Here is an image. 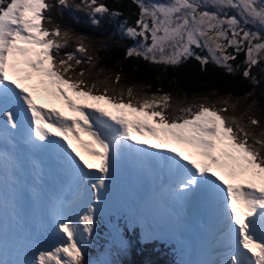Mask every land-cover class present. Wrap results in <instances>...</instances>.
<instances>
[{
    "label": "snow or ice",
    "instance_id": "snow-or-ice-1",
    "mask_svg": "<svg viewBox=\"0 0 264 264\" xmlns=\"http://www.w3.org/2000/svg\"><path fill=\"white\" fill-rule=\"evenodd\" d=\"M58 2L67 6V0ZM133 2L140 10L139 18L125 32L141 42L127 50L128 57L178 65L195 55L194 47L204 48L212 61L231 73L229 62L244 51V77L264 58V35L247 27L264 29L262 0ZM83 3L94 14L109 11L97 5V0ZM51 7L46 0H10L0 6V124L17 128L21 117H26L34 142L52 143L58 138L70 163L94 181L91 188L97 198L107 186L115 153L126 142L147 146L142 149L145 152L148 148L166 150L164 162L178 193L194 194L208 186L224 197L227 231L233 241L227 264H264V140L257 137L250 143L251 133L235 117L221 114L226 108L201 104L195 111L183 108V115L170 119L165 113L170 100L167 94L135 100L128 89L125 101L123 94L111 96L107 89L94 92L95 85L87 86L82 79L67 75L74 67L70 62L81 64L77 53L87 49L81 42L75 52L59 56L70 36L59 27L49 30L44 26L45 20L50 21L44 13ZM229 9L236 14L230 15ZM229 48L234 52L229 53ZM209 56L195 58L205 65ZM38 97L52 104L61 102L67 113L45 108L37 103ZM258 123L251 120L253 125ZM74 141L98 164L87 159ZM93 213L89 208L80 217L81 224L61 221L58 230L66 237L65 243L39 251L35 264H83L82 233H92Z\"/></svg>",
    "mask_w": 264,
    "mask_h": 264
},
{
    "label": "rangeland",
    "instance_id": "rangeland-1",
    "mask_svg": "<svg viewBox=\"0 0 264 264\" xmlns=\"http://www.w3.org/2000/svg\"><path fill=\"white\" fill-rule=\"evenodd\" d=\"M72 1L73 0H67V6H64V5H60L58 0H46V2L51 4L52 6L56 4L60 8L69 7L72 11H74L72 9ZM147 1L149 0H146V2ZM8 2H10V0H5V4L0 5V6H6ZM156 2H167V0H156ZM262 2H264V0H262ZM209 10H214V9H209ZM227 11L229 12L230 15L236 14V10L234 9H229ZM44 14L45 16L50 17V21L49 20L44 21V26L47 27L49 30H53L57 27H59L61 33H64V32L69 33L70 31L74 30L73 28L74 23L70 22L67 25L62 24L60 21H58L53 16L51 9L46 11ZM97 15L99 16V18L105 19V13H99ZM81 17H83L82 14H81ZM74 22H78V21H74ZM93 24L95 25V23ZM129 26L134 27L135 25H126L125 29ZM120 27L123 28L122 26ZM247 27L252 28L253 30H260L262 32V35H264V29L253 28L251 24L247 25ZM134 42H135L134 44H129L128 49L130 47H136L141 42V38L137 37ZM83 45L87 49V52L77 53V57L81 59L83 62L79 65H75L74 61H72L71 63L74 65L73 68L80 69V73L81 71H83L84 73L83 76L79 74L78 78L79 79L82 78V80L85 82V85L87 86L95 85L96 86V88L93 89L94 92L102 93L104 89H107L108 94L111 96H120L121 94H123V99L125 101L129 99L128 89H132L133 97L135 98V100H142L145 97L150 98L153 94H155L156 96H162V94L156 93V91H153L152 88L144 86L143 84L138 83L134 79L129 80L128 77L124 78L126 82L124 81L123 83H119L117 80L113 81L112 79L106 76L109 74V72L103 68V65L101 64V60H99L97 56V50L96 49L93 50L92 48L90 49L86 44H83ZM76 48H77V45L69 46L67 43L65 47L60 49L59 56L64 57L66 53L75 52ZM194 52H195V55L209 56L207 49H204V48L194 47ZM228 52L233 53L234 50L229 48ZM241 52H244V51H241ZM241 52L236 54V59L234 61L229 62L233 68V71L243 72L245 68L247 67V65L245 64L246 55L242 62H240L239 60V54ZM195 55L187 59H182L180 64L186 63L192 59L194 61L195 60L199 61L195 58ZM89 56L92 57L91 61L88 60ZM209 61H212L210 56H209ZM102 62L104 61L102 60ZM160 64H163V63H160ZM99 66H101V68L97 70V67ZM93 68H94V72H93ZM262 69H264V58L260 59L259 63L256 66H253L251 68L249 77L250 78L255 77L254 80L256 82H259L258 74ZM119 77L121 78V74H119ZM81 87H84V85H82ZM256 96L259 97L260 94L256 92H249L246 95L239 96V97H235L233 95L219 94L216 92H208L207 94L199 95V96H189L187 94H175V96L172 97L168 101L169 107L165 109V113L171 119V118H175L177 116L183 115V113L181 112V109L191 107L193 111H195V110H198L201 104H204L205 106H208V107L214 106L216 109L226 108V111L222 112L221 114L227 117H235L236 120L249 132V123H248V118H247L249 114H247L246 116L244 113H241L240 109L244 107L241 105L248 106V105H251V103L253 104L255 102H258V98ZM257 111L261 113V117H262L261 123L264 125V104L262 105V108L258 109ZM251 115L258 116L257 114H254V113ZM134 143H135L134 141L126 142L123 146H121L117 150V152L114 155L113 162H114L115 167L112 168L111 172L114 173L116 176H119L120 178L119 182L115 183L118 186H121V182L123 181V179L128 178L126 162L123 161V158H124L123 156H124L125 150L128 154L130 153L131 148L134 145ZM89 157H90L89 160L92 163L98 164V160L96 158H93L91 156ZM127 159L128 157L126 158V161ZM79 171L80 173L78 174L77 178L82 177L80 178V183H82L81 179H84L85 175L81 174V169ZM87 180L90 181L91 179L88 178ZM83 182L85 184L84 180ZM109 182L111 184H114L110 180V177H108L107 186L106 188H102V189L107 190V191L110 190ZM80 186L81 187H79L78 185V188H76L77 191H80V194L77 195L75 199L79 201V199H82L81 197H83V200L79 202V211L81 215H83L87 213L89 208H93V206L90 205L91 203L89 201H88L87 207L82 206V202L87 197L84 195V192L81 189L82 185ZM69 190L71 194L73 191L70 188ZM164 192L165 191H162L160 194H153V197L156 196V197L164 198L163 197ZM118 193H119V190L112 191L113 195L118 194ZM6 195L10 196L8 192L6 193ZM106 197H107V194L104 193L103 198L105 200H106ZM151 202L154 203L152 207L149 206ZM154 208H156L155 199L152 198L148 201L147 205H145V211H144V221L149 226L152 223L151 222L152 218L150 219L149 217L152 216V211ZM41 210H43V208H41ZM53 210L54 208L53 209L50 208L51 212H53ZM29 211H31V209H29ZM128 212L129 210H122L120 208V203L116 202L114 203L111 209V212L109 210H106L107 218L101 221L99 220L93 225L92 233L87 234L86 241L84 245H82L83 246V264H109L108 248L112 247V250H113L114 248L113 245H116L114 250L121 253L120 257L128 256L130 258H135L138 256V251L137 249L134 248L133 245L137 241L146 247L149 246L148 254L154 253L153 248L151 246H155L156 243L160 242L159 239L157 238L152 239V234L150 232L152 231L151 227L148 228V231L146 227H142V234H141L140 223L134 224L133 222L132 224H128L127 222L128 215L126 216V213ZM13 213L16 214L15 211ZM102 222L104 223V225L102 224ZM0 223H2V221H0ZM113 223L115 224L114 228H113ZM122 228H123V231H122ZM103 229H104V234H107L108 238H105L102 236ZM126 229L128 231H126ZM135 230H138V235L136 234ZM46 231H47V227L45 229L39 230V229L32 227V225H28L26 227H15L12 224L6 223L0 226V264H35L36 257L39 251L50 250L54 248L55 246L59 245V243L55 241L54 239L48 247L45 245V241L41 239V237L43 233H45ZM128 232L131 233V238ZM142 236H143V239H142ZM122 238L127 239L128 243H131V248L130 246H126V244L123 243ZM106 240L109 242L108 246L105 249L103 248L100 255L97 257L102 245L105 244ZM167 241L170 242L171 244L170 253L174 257H177V262L174 261L175 262L174 264H184L183 255H181L180 253H182L183 251H185V249L189 247L188 242L184 240L183 236L177 235V234L170 236L169 239H167ZM195 243L196 242H193L192 244L195 245ZM92 244L94 245V248H90ZM199 248H200V243L195 253H200ZM89 253L90 255H88ZM208 253L211 255V256H207V259L209 260L208 264L210 261L211 262L213 261V264H222V261H223L222 258L219 257L218 255L213 256L212 249H210ZM201 257L199 258V260L201 259ZM203 257L206 258L205 252H203ZM229 258L230 256L224 257V264H227V261L229 260Z\"/></svg>",
    "mask_w": 264,
    "mask_h": 264
},
{
    "label": "trees",
    "instance_id": "trees-1",
    "mask_svg": "<svg viewBox=\"0 0 264 264\" xmlns=\"http://www.w3.org/2000/svg\"><path fill=\"white\" fill-rule=\"evenodd\" d=\"M99 4H103L109 9V11L105 13V19L99 18L97 14H94L93 8L85 5L83 0L72 1V9L75 12L69 7L60 8L56 4L52 6L51 12L58 21L64 25L70 22L74 23V30L68 33L70 36L68 40L69 46H78V44L82 42L90 49H96L97 56L99 60H101L103 68L109 72L106 76L113 81L116 80V76L121 74V78L119 77L118 81L119 83L126 82L124 78L128 77L129 80L134 79L138 83L152 88V90L156 91L158 94L169 95L170 99L174 97L175 94L199 96L207 94L208 92H216L239 97L249 92H256L260 94L259 97L256 96L258 102L251 103V105L248 106L241 105L244 107L240 110L241 113H244L246 116L249 114V116H247L249 133H251L249 142L255 143V138L257 137L264 140V125L261 123V113L257 111L262 108L264 104V69L259 72V82H256L253 78L244 77L241 71L229 73L226 68L217 65L214 61H209L207 64L202 65L201 62L192 59L180 65H164L151 63L150 61L144 60L143 57H128V46L129 44H134L135 40L126 35L125 27L126 25H135L136 20L139 18L140 10L137 4L134 3L133 0H97V5ZM114 12H119L120 15H112ZM81 14L83 17H81ZM94 19L98 21L95 25L93 24ZM244 58L245 53L241 52L239 54L240 62H242ZM102 60L104 62H102ZM100 68L101 66L97 67V70ZM79 74L80 69L72 68L67 75L72 76L74 79H79ZM250 113L257 114L258 116L251 115ZM252 119L257 120L259 123L256 125L251 124ZM257 147H259V145H257ZM129 234L131 238V233ZM106 235L103 229L102 236L108 238V235ZM122 239L123 243L131 248V243H128L125 238ZM108 244L109 242L106 240L97 257ZM113 246L114 248L116 247V245ZM133 246L138 251V256L135 258H130L128 256L120 257L121 253L109 247V264L175 263L174 257L171 260L172 255L166 253V245L151 246L153 248V254H148L149 246L146 247L138 241L135 242ZM90 248H94V245L92 244ZM88 255H90V253Z\"/></svg>",
    "mask_w": 264,
    "mask_h": 264
},
{
    "label": "bare ground",
    "instance_id": "bare-ground-1",
    "mask_svg": "<svg viewBox=\"0 0 264 264\" xmlns=\"http://www.w3.org/2000/svg\"><path fill=\"white\" fill-rule=\"evenodd\" d=\"M72 164V163H71ZM3 167H4V169H5V166L3 165ZM72 167L74 168V171H75V174H74V178H73V180L67 185V189H71L73 192L72 193H75L76 194V196L75 197H77V195H79L80 194V191H77V189L76 188H78V185H79V183H80V178H82V177H79V178H77V176H78V174L80 173V169H78V168H76L73 164H72ZM82 184V183H81ZM33 187H35V186H33ZM80 187V186H79ZM77 191V192H76ZM82 199H79V201L78 202H81V200H83V197H81ZM88 199L86 198V199H84V201L82 202V206L83 207H87L88 206ZM90 202V201H89ZM154 202V201H153ZM153 202H151L150 203V207H152L153 205H154V203ZM161 202H164V200H163V198H161ZM91 203V202H90ZM54 205H55V202H53V203H50V207L53 209L54 208ZM90 205H92V203L90 204ZM81 206V205H80ZM167 206H169V204H163L162 205V207H164V208H166ZM170 215V218L173 220V222H174V215L172 214V213H170L169 214ZM211 248H209V250H210ZM209 250L208 251H205V256H206V258L205 257H203V255H202V257H201V259L199 260V262L197 263V264H208V259H207V256H211L208 252H209ZM211 258V257H210Z\"/></svg>",
    "mask_w": 264,
    "mask_h": 264
}]
</instances>
